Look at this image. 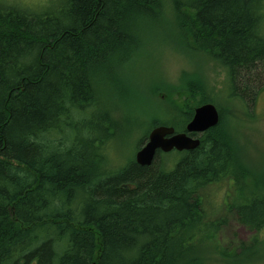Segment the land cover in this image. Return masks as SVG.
Returning <instances> with one entry per match:
<instances>
[{
    "label": "trees",
    "instance_id": "16d2710c",
    "mask_svg": "<svg viewBox=\"0 0 264 264\" xmlns=\"http://www.w3.org/2000/svg\"><path fill=\"white\" fill-rule=\"evenodd\" d=\"M167 5L184 43L226 70L228 98L253 100L263 88L253 82L264 74V0L0 3V264H197L201 224L214 225L201 191L222 179L236 201L226 208L250 230L264 227V179L253 176L264 167L218 107L197 147L105 166L112 115L99 110L100 75L144 49ZM181 82L164 106L176 131L193 105L215 98L198 73Z\"/></svg>",
    "mask_w": 264,
    "mask_h": 264
},
{
    "label": "rangeland",
    "instance_id": "374dc122",
    "mask_svg": "<svg viewBox=\"0 0 264 264\" xmlns=\"http://www.w3.org/2000/svg\"><path fill=\"white\" fill-rule=\"evenodd\" d=\"M12 1L31 5L46 2L0 0V3ZM171 10L167 5L159 21L161 24L145 30L144 49L134 59L115 64L112 72L106 71L100 75L99 110L112 115L109 123L105 120L102 122L110 133V141L103 149L105 166L114 169L132 161L136 151L146 142L145 139L139 146L143 136L147 137L155 119L164 122L163 125L173 122L175 117L173 114L168 115L165 104L177 96L170 91L168 94L167 87L180 85L184 73H198L206 82L207 93L215 97L214 104L222 110L220 112L223 113L227 127L230 126L232 133L245 146L249 157L255 159L253 162L259 168L264 167V74L258 73V79L253 80L254 89L263 87L253 100L246 96L244 101L238 99V96L228 98L229 80L226 70L205 53L195 49L192 43H184L182 33L172 24V20L168 22ZM161 87L163 89L158 91L156 98L153 97L151 91ZM182 99L184 101L186 98ZM196 106L193 105V108ZM176 120L180 123V119ZM168 155L167 160L174 161L175 153ZM259 170H254L253 176L262 182L264 173L260 175ZM229 185V181L222 179L201 191L206 214L204 221H213L214 225L201 224L203 232L199 235L201 239L198 245L205 248V255L197 264H264V227L258 232L252 231L238 221L234 211L226 208L227 199L230 204L236 203ZM205 233L212 234L207 238ZM242 245L250 248L242 250Z\"/></svg>",
    "mask_w": 264,
    "mask_h": 264
},
{
    "label": "water",
    "instance_id": "95a60500",
    "mask_svg": "<svg viewBox=\"0 0 264 264\" xmlns=\"http://www.w3.org/2000/svg\"><path fill=\"white\" fill-rule=\"evenodd\" d=\"M218 121L217 107L207 102L194 108L193 115L183 131H176L172 125H156L148 132L144 145L136 151L135 161L140 165H149L158 151L193 149L200 144V140L192 134L214 127Z\"/></svg>",
    "mask_w": 264,
    "mask_h": 264
},
{
    "label": "flooded vegetation",
    "instance_id": "af4514ba",
    "mask_svg": "<svg viewBox=\"0 0 264 264\" xmlns=\"http://www.w3.org/2000/svg\"><path fill=\"white\" fill-rule=\"evenodd\" d=\"M190 119H191V118H190ZM190 119H189V120H190ZM189 120H188V121H189ZM188 121H187V122H188ZM187 122L185 123V126H186ZM185 126H184V128H185ZM207 130H208V129H207ZM207 130H205V131H203V132L193 133L192 136L195 137V138H198V139L200 140L201 137H202V135H204V134L207 132Z\"/></svg>",
    "mask_w": 264,
    "mask_h": 264
}]
</instances>
